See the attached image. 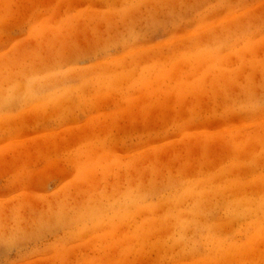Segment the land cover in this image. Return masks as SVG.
Listing matches in <instances>:
<instances>
[{
	"label": "rangeland",
	"instance_id": "rangeland-1",
	"mask_svg": "<svg viewBox=\"0 0 264 264\" xmlns=\"http://www.w3.org/2000/svg\"><path fill=\"white\" fill-rule=\"evenodd\" d=\"M0 264H264V0H0Z\"/></svg>",
	"mask_w": 264,
	"mask_h": 264
}]
</instances>
